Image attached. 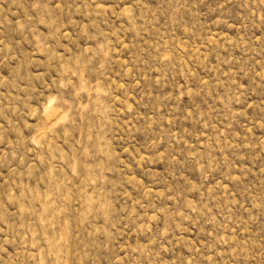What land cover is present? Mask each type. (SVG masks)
<instances>
[{"label": "rangeland", "instance_id": "374dc122", "mask_svg": "<svg viewBox=\"0 0 264 264\" xmlns=\"http://www.w3.org/2000/svg\"><path fill=\"white\" fill-rule=\"evenodd\" d=\"M0 264H264V0H0Z\"/></svg>", "mask_w": 264, "mask_h": 264}]
</instances>
